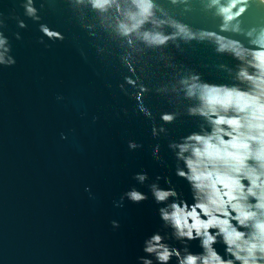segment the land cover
<instances>
[{
    "label": "water",
    "instance_id": "water-1",
    "mask_svg": "<svg viewBox=\"0 0 264 264\" xmlns=\"http://www.w3.org/2000/svg\"><path fill=\"white\" fill-rule=\"evenodd\" d=\"M229 2L151 0V15L123 35L121 23L143 18L133 0L103 10L91 0H0V264H138L143 241L162 228L148 183L169 176L191 202L167 148L200 123L187 114L196 101L181 79L232 84L241 62L217 41L264 44V0H247L225 21L219 8ZM145 32L171 38L149 45ZM163 113L176 120L157 140L151 125L163 124ZM129 140L143 147L130 150ZM157 143L166 168L152 156ZM141 171L150 177L143 185L133 179ZM132 187L148 200L116 207Z\"/></svg>",
    "mask_w": 264,
    "mask_h": 264
},
{
    "label": "clouds",
    "instance_id": "clouds-1",
    "mask_svg": "<svg viewBox=\"0 0 264 264\" xmlns=\"http://www.w3.org/2000/svg\"><path fill=\"white\" fill-rule=\"evenodd\" d=\"M91 3L103 10L111 0ZM133 3L143 18L137 20L136 15H131L130 19L135 21L131 28L121 23L123 35L137 29L151 15V0ZM212 3L218 4L219 0ZM246 3L247 0H230L227 6L219 8V13L225 21H231L246 10ZM238 4L241 7L233 12ZM34 11L28 8L30 14ZM177 27L186 39L194 38L183 26ZM170 38L159 32L143 34L149 45H162ZM217 43L218 52H231L241 62L235 82L210 83L202 81L198 74L181 79L185 97L196 101L187 114L200 123L187 135L169 139L167 148L175 158L176 177L189 186L191 202L177 191L169 176L157 175L148 183L151 197L159 205L162 228L143 241L145 255L138 257V264H264V44L248 50ZM141 111L151 117L149 110L142 107ZM160 119L163 124L151 125L152 137L157 140L169 136L165 125L174 123L176 114L163 113ZM61 138L66 139L63 135ZM142 147L128 141L130 150ZM160 151L161 145L157 143L152 156L166 168ZM133 179L143 185L150 177L147 171H141ZM161 180L166 187L161 186ZM148 198L132 187L115 206L123 207L125 199L141 204ZM111 224L113 228L119 227L116 220ZM193 241L199 242L200 252L191 251ZM218 244L223 253L215 247Z\"/></svg>",
    "mask_w": 264,
    "mask_h": 264
}]
</instances>
